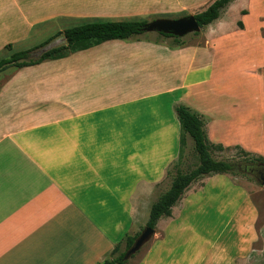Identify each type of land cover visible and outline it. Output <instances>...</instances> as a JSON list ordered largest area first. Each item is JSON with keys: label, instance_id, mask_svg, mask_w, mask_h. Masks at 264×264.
Instances as JSON below:
<instances>
[{"label": "crops", "instance_id": "obj_1", "mask_svg": "<svg viewBox=\"0 0 264 264\" xmlns=\"http://www.w3.org/2000/svg\"><path fill=\"white\" fill-rule=\"evenodd\" d=\"M214 1L0 0V59L94 20L195 15ZM242 1L200 29L202 44L146 33L0 73V264H101L140 232L178 158L174 103L206 118L210 144L261 152L250 144L264 116V24L245 8L233 29L223 19ZM255 208L228 174L203 176L129 261L237 264L257 239Z\"/></svg>", "mask_w": 264, "mask_h": 264}, {"label": "trees", "instance_id": "obj_2", "mask_svg": "<svg viewBox=\"0 0 264 264\" xmlns=\"http://www.w3.org/2000/svg\"><path fill=\"white\" fill-rule=\"evenodd\" d=\"M232 1L233 0H215L207 9L193 15L200 29L218 19L221 10ZM146 23V20H94L64 29L29 49L13 52L9 56L1 58L0 73L9 68L16 70L36 65L47 60L62 59L73 53L92 48L109 40L128 41L137 39L138 36L146 34L143 30ZM191 35L198 36L199 32L192 33ZM157 36L171 38L172 43L170 46L172 48L182 47L187 44L184 38L160 33H158ZM58 37H61V43L48 47ZM36 51H40L37 56L34 55ZM172 110L179 123L178 159H180L182 155L183 146L188 136L193 142V149L198 158V165L188 173H176L169 188L151 205L145 226L153 229L162 216L171 215V207L179 200L185 189H187L193 181L206 175L233 173V169L229 162L217 160L211 156L210 150L214 145L210 144L205 136L204 124L206 118L189 106L179 102L172 105ZM217 148L222 149L221 146H217ZM256 165H264V158L259 159ZM138 234L139 232L126 234L120 242L114 246L109 256L101 264L120 263L124 252L130 248ZM134 256H132V258ZM127 263L128 261L125 262V264Z\"/></svg>", "mask_w": 264, "mask_h": 264}, {"label": "rangeland", "instance_id": "obj_3", "mask_svg": "<svg viewBox=\"0 0 264 264\" xmlns=\"http://www.w3.org/2000/svg\"><path fill=\"white\" fill-rule=\"evenodd\" d=\"M247 9L250 13L249 21H251V26L255 28L259 24H264V0H243L236 7L230 9L227 13L223 15V19L225 25L228 26L227 31L234 28L236 23L240 20V10ZM238 9V10H237ZM226 12V11H225ZM190 15V13H177V14H166L164 16H150L147 17V21H151L155 18L166 17V18H179L183 16ZM263 19L261 20V18ZM203 32V31H202ZM264 35V31L262 32ZM156 35H145L143 37L146 38H155ZM186 43L188 44H202L203 40L200 36H192L191 34L183 37ZM62 41L61 37L55 39V41L50 44L48 47L52 45L60 44ZM167 42L172 43V39H167ZM47 47V48H48ZM40 51H36L34 53L37 56ZM237 53V52H235ZM242 68V67H241ZM259 75L263 78L264 84V68L258 69ZM243 75V74H242ZM247 78H243L241 83L243 84V88L249 92V84ZM253 82V81H252ZM253 88V87H252ZM252 88H250L252 90ZM255 89L253 88L252 93ZM258 93V91H256ZM259 95V94H258ZM207 122V121H206ZM205 122V123H206ZM259 128L257 130V137L254 142H251V150L256 149V151L261 150V152H250L245 149H241L239 147H231V148H217V146H213L210 150L211 156L217 160H224L231 164L233 169L232 174H228L231 180L242 187L244 191H246L249 195V198L255 205V209H257V220L255 223V228L257 230V239H255L251 247L247 250V256L240 258L237 264H264V186H259L256 178L249 174L241 172L242 167L246 165H256L259 159L264 158V116L261 115L258 118ZM254 137L255 133H252ZM220 146V145H218ZM263 149V151H262ZM178 159V158H177ZM198 165V158L193 149V142L190 137H186V142L183 146L182 155L180 159L172 162L166 172V178L163 185V192L167 190L170 186V183L175 176L176 173H188L192 169H194ZM152 240V239H151ZM141 254L136 256L134 259L129 261V264H135L137 259Z\"/></svg>", "mask_w": 264, "mask_h": 264}, {"label": "water", "instance_id": "obj_4", "mask_svg": "<svg viewBox=\"0 0 264 264\" xmlns=\"http://www.w3.org/2000/svg\"><path fill=\"white\" fill-rule=\"evenodd\" d=\"M143 30L145 33L169 34L174 37L183 38L188 34L199 32L200 27L193 15H187L179 18H155L148 21ZM262 166L263 167H260L259 165H246L242 167L241 172L254 176L259 186L263 187L264 165ZM154 233L155 230L153 228L147 226L143 227L130 248L124 252L122 260L118 264H125V262L129 261L132 256L138 253L143 246L151 240Z\"/></svg>", "mask_w": 264, "mask_h": 264}, {"label": "flooded vegetation", "instance_id": "obj_5", "mask_svg": "<svg viewBox=\"0 0 264 264\" xmlns=\"http://www.w3.org/2000/svg\"><path fill=\"white\" fill-rule=\"evenodd\" d=\"M260 167H263L262 165H259Z\"/></svg>", "mask_w": 264, "mask_h": 264}]
</instances>
